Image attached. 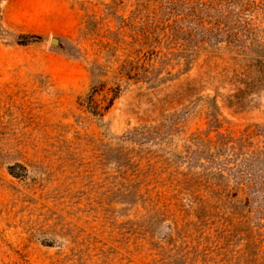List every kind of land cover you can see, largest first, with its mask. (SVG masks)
Masks as SVG:
<instances>
[{
	"label": "rangeland",
	"instance_id": "rangeland-1",
	"mask_svg": "<svg viewBox=\"0 0 264 264\" xmlns=\"http://www.w3.org/2000/svg\"><path fill=\"white\" fill-rule=\"evenodd\" d=\"M0 264H264V0H0Z\"/></svg>",
	"mask_w": 264,
	"mask_h": 264
},
{
	"label": "water",
	"instance_id": "water-1",
	"mask_svg": "<svg viewBox=\"0 0 264 264\" xmlns=\"http://www.w3.org/2000/svg\"><path fill=\"white\" fill-rule=\"evenodd\" d=\"M53 41H55V39H53Z\"/></svg>",
	"mask_w": 264,
	"mask_h": 264
}]
</instances>
